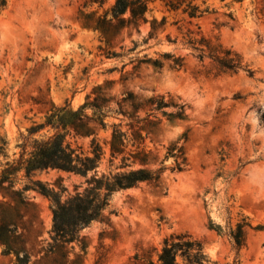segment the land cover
Returning a JSON list of instances; mask_svg holds the SVG:
<instances>
[{
  "label": "rangeland",
  "instance_id": "rangeland-1",
  "mask_svg": "<svg viewBox=\"0 0 264 264\" xmlns=\"http://www.w3.org/2000/svg\"><path fill=\"white\" fill-rule=\"evenodd\" d=\"M115 1L8 0L0 136L12 146L52 111L85 106L67 140L108 153L121 124L132 168L158 178L116 192L78 240L55 248L48 198L3 185L0 264H151L177 235L199 241L203 264H264V0H148L136 17H114ZM39 178L69 192L82 181L56 169Z\"/></svg>",
  "mask_w": 264,
  "mask_h": 264
},
{
  "label": "trees",
  "instance_id": "trees-1",
  "mask_svg": "<svg viewBox=\"0 0 264 264\" xmlns=\"http://www.w3.org/2000/svg\"><path fill=\"white\" fill-rule=\"evenodd\" d=\"M7 2L0 0V12L6 8ZM130 8L135 17L144 15L148 0H116L112 15L118 17ZM189 8L194 15L197 7ZM93 109L106 127L107 112L95 104ZM82 110L73 111L64 106L52 111L44 122L20 131L12 146L7 135L0 136V187L18 182L23 184L24 190L32 189L48 198L52 210V248L78 240L83 230L111 207L116 192L158 178L151 171L132 168L124 144L128 135L120 128L121 124H114L108 153L94 140L88 149L67 140L69 129L78 130L84 126ZM45 127H50L53 133L40 134ZM172 156L178 158L174 152ZM103 164L104 168H101ZM47 169L74 174L82 181L72 192L64 187L56 191L39 178V174ZM3 237L0 230V240ZM240 237L239 229L235 235L238 245ZM18 260L19 264L29 263L24 256ZM204 261L205 254L199 241L188 235H177L164 241L158 262L151 264H203Z\"/></svg>",
  "mask_w": 264,
  "mask_h": 264
}]
</instances>
